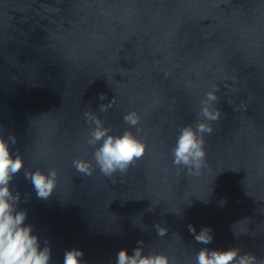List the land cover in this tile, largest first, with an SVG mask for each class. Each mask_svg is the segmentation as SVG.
<instances>
[{
	"label": "water",
	"instance_id": "95a60500",
	"mask_svg": "<svg viewBox=\"0 0 264 264\" xmlns=\"http://www.w3.org/2000/svg\"><path fill=\"white\" fill-rule=\"evenodd\" d=\"M213 87L222 116L190 175L172 150ZM89 110L114 135L130 127L125 114L141 117L131 131L146 153L127 172L95 166ZM13 135L25 168L11 188L51 264L74 248L86 264H116L141 240L145 255L175 264H196L204 247L264 259V0H0V136ZM52 168L56 190L38 198L25 172ZM189 225L213 241L198 243Z\"/></svg>",
	"mask_w": 264,
	"mask_h": 264
},
{
	"label": "clouds",
	"instance_id": "9594fccd",
	"mask_svg": "<svg viewBox=\"0 0 264 264\" xmlns=\"http://www.w3.org/2000/svg\"><path fill=\"white\" fill-rule=\"evenodd\" d=\"M201 101L198 123L193 127L187 125L180 130L176 145L172 150L173 164L183 166L188 174H199L205 164L206 149L205 136L213 133L212 122L220 120L222 112L214 107L219 100L218 89L213 87ZM106 96L101 94L100 99ZM115 103V97L108 104L100 106L101 111H108ZM90 126L86 143L95 148L93 156L95 166L103 175L111 177L117 172L125 173L143 158L147 145L131 128H136L141 117L135 111L125 114L124 122L130 127L122 135L110 134L111 129L105 127L104 122L93 111L84 113ZM17 138L13 135L9 139L0 136V264H51L52 249L49 244L41 247L40 237L34 234L33 226L26 224L27 211L18 210L21 200L20 193H13L11 181L25 168V160L19 153L13 157L10 144H15ZM99 144V147H95ZM73 166L77 172L92 176L94 167L92 161L76 159ZM59 170L52 168L48 173L41 170H27L25 178L29 180L38 198L48 199L55 192L58 183ZM157 234L165 236L169 229L159 223L155 225ZM195 240L204 245L210 244L214 237L212 229L205 227L196 234V228L189 225ZM138 246L129 255L127 249L118 253L116 264H175L174 258L163 253L144 254V241H138ZM81 249L67 250L63 264H86L81 258ZM196 264H264V259L258 258L253 252H244L233 247L228 250H214L201 248L196 255Z\"/></svg>",
	"mask_w": 264,
	"mask_h": 264
}]
</instances>
